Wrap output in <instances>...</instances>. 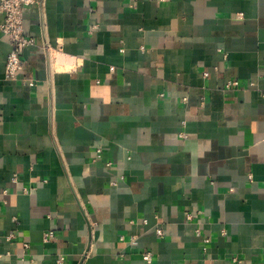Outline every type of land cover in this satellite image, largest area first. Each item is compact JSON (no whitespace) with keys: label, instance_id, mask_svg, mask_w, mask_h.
Returning a JSON list of instances; mask_svg holds the SVG:
<instances>
[{"label":"crops","instance_id":"obj_1","mask_svg":"<svg viewBox=\"0 0 264 264\" xmlns=\"http://www.w3.org/2000/svg\"><path fill=\"white\" fill-rule=\"evenodd\" d=\"M3 18L0 264H264V0H39L14 79Z\"/></svg>","mask_w":264,"mask_h":264},{"label":"built area","instance_id":"obj_2","mask_svg":"<svg viewBox=\"0 0 264 264\" xmlns=\"http://www.w3.org/2000/svg\"><path fill=\"white\" fill-rule=\"evenodd\" d=\"M37 1L39 0H0V12L3 13L4 17L1 23V29L10 44V50L5 64V76L7 78H17L19 71L22 69V51L26 46L34 43V39L24 33L23 8ZM239 15L242 14L239 13ZM239 86L240 82L236 79H230L225 83L226 88H238ZM262 93L264 95V89ZM157 233L161 235L163 231L158 228ZM52 237V231L45 234V240H49ZM130 240L134 243L136 237L132 236ZM205 241L208 242V239ZM151 255L150 251H145L143 253V259L146 262H151Z\"/></svg>","mask_w":264,"mask_h":264}]
</instances>
